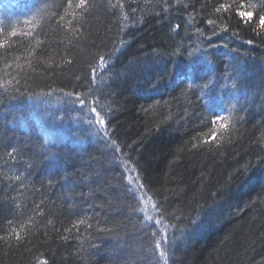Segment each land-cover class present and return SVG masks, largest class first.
<instances>
[{
    "label": "trees",
    "instance_id": "trees-1",
    "mask_svg": "<svg viewBox=\"0 0 264 264\" xmlns=\"http://www.w3.org/2000/svg\"><path fill=\"white\" fill-rule=\"evenodd\" d=\"M262 17L0 0V264H264Z\"/></svg>",
    "mask_w": 264,
    "mask_h": 264
},
{
    "label": "snow or ice",
    "instance_id": "snow-or-ice-1",
    "mask_svg": "<svg viewBox=\"0 0 264 264\" xmlns=\"http://www.w3.org/2000/svg\"><path fill=\"white\" fill-rule=\"evenodd\" d=\"M87 2H88V0H80V6L83 7L84 5L87 4ZM244 15L250 17V16L252 15V13H245ZM208 23H209V24H212V23H214V22L211 21V20H209ZM260 24H261V27H264V17L261 18V20H260ZM177 27H179V26H177ZM13 35H15V33H13ZM99 61H100V64H105V57H104V56H100V57H99ZM91 72H92V77H93V79H95L96 69H94V68L91 69ZM77 95L79 96V94H77ZM85 95H87V94H85ZM79 103H80L81 105H84V104H85V99H79ZM92 103H93V104H97V103H98V100H93ZM91 111H92L93 113H96V116H97L98 118H100V123H101V124L106 123L105 120H104L102 117H100V113L97 112V108H96V107H92V108H91ZM216 119H217V121H220V122H221V123H220V127H223V128H225V129L228 127V125H227L226 123H223V121H224V119H225L224 117H222V116H217ZM216 137H217V132L214 130V131L212 132V134H211V139H212V140H215ZM205 142L207 143V142H209V141L206 140ZM193 147H196V145L194 144ZM13 152H15V149H12V152H9V156H11ZM16 178L19 179V177H16ZM81 223H83V221H81ZM157 223H159V221H157ZM18 238H19V237H18ZM165 238H166V237H165ZM156 248H157V249L160 248V242H159V241H157V243H156ZM162 254H163V253H162Z\"/></svg>",
    "mask_w": 264,
    "mask_h": 264
}]
</instances>
